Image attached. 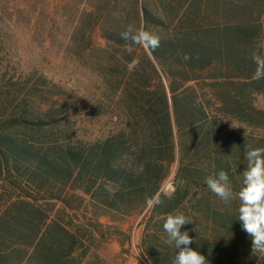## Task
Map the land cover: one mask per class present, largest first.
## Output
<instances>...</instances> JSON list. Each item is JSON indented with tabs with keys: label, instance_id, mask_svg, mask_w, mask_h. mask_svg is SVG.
Segmentation results:
<instances>
[{
	"label": "trees",
	"instance_id": "trees-1",
	"mask_svg": "<svg viewBox=\"0 0 264 264\" xmlns=\"http://www.w3.org/2000/svg\"><path fill=\"white\" fill-rule=\"evenodd\" d=\"M263 16L264 0H132L127 22L109 24L106 46L89 52L109 92L108 105L92 104L113 122L102 135L58 141L57 110L28 113L25 102L0 118V264L101 263L99 243L120 232L112 224L145 211L141 246L152 264H172L175 246L165 232L155 241L152 227L178 212L193 222L182 228L189 247L209 264H264L251 254L238 199L225 205L205 183L224 170L238 192L246 148H264L229 124L264 128L255 105L264 79H254L252 60L264 55ZM129 24L159 47L129 54L120 37ZM152 197L162 203L149 208Z\"/></svg>",
	"mask_w": 264,
	"mask_h": 264
},
{
	"label": "rangeland",
	"instance_id": "rangeland-1",
	"mask_svg": "<svg viewBox=\"0 0 264 264\" xmlns=\"http://www.w3.org/2000/svg\"><path fill=\"white\" fill-rule=\"evenodd\" d=\"M130 1L0 0V118L25 102L28 113H37L40 107L57 110L58 141L92 140L102 135L113 122L92 104L99 99L108 105L109 92L89 52L91 45L106 46L103 32L109 24L127 22L125 11ZM255 105L264 109V94L255 95ZM115 113L118 115V110ZM113 121L119 123L117 118ZM229 124L247 136L264 139V128L236 121ZM41 141L44 144L45 139ZM174 176L173 168L163 184L164 193H173ZM145 214L112 224L120 232L99 243L95 251L101 263L92 260L93 264H139L134 247L144 255ZM102 222L109 223L106 218ZM152 231L155 241L163 238L162 224L154 225Z\"/></svg>",
	"mask_w": 264,
	"mask_h": 264
},
{
	"label": "clouds",
	"instance_id": "clouds-1",
	"mask_svg": "<svg viewBox=\"0 0 264 264\" xmlns=\"http://www.w3.org/2000/svg\"><path fill=\"white\" fill-rule=\"evenodd\" d=\"M120 37L126 42L125 49L129 54L132 52V45H142L149 51H154L160 44L158 36L134 24L127 25ZM184 59L189 60L191 57L185 54ZM252 60L256 65L254 79H264V55L253 53ZM134 63L138 64L139 61ZM244 158L247 165L242 172L243 186L238 192L233 191L229 176L224 170L207 176L205 183L225 205L238 199L237 218L251 239V254L264 257V148L248 147ZM146 203L149 208H153L161 204L162 200L152 197ZM191 223L193 222L188 216L179 212L168 214L163 223V230L167 234L165 242L174 245L177 250L172 264H209L204 255L189 247L193 243L192 237L187 230L182 231V228Z\"/></svg>",
	"mask_w": 264,
	"mask_h": 264
},
{
	"label": "built area",
	"instance_id": "built-area-1",
	"mask_svg": "<svg viewBox=\"0 0 264 264\" xmlns=\"http://www.w3.org/2000/svg\"><path fill=\"white\" fill-rule=\"evenodd\" d=\"M134 255L136 258V261L139 264H152L140 251L139 248L134 247Z\"/></svg>",
	"mask_w": 264,
	"mask_h": 264
}]
</instances>
